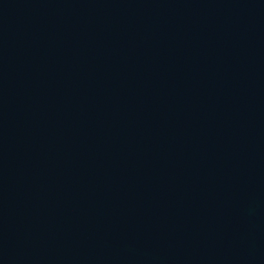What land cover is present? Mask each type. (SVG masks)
Returning a JSON list of instances; mask_svg holds the SVG:
<instances>
[{
  "label": "water",
  "instance_id": "95a60500",
  "mask_svg": "<svg viewBox=\"0 0 264 264\" xmlns=\"http://www.w3.org/2000/svg\"><path fill=\"white\" fill-rule=\"evenodd\" d=\"M0 264H264V0H0Z\"/></svg>",
  "mask_w": 264,
  "mask_h": 264
}]
</instances>
